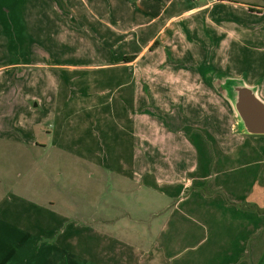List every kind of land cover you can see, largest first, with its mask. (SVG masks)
I'll return each instance as SVG.
<instances>
[{
  "label": "crops",
  "instance_id": "1",
  "mask_svg": "<svg viewBox=\"0 0 264 264\" xmlns=\"http://www.w3.org/2000/svg\"><path fill=\"white\" fill-rule=\"evenodd\" d=\"M59 1L61 10L56 0H35V4L82 20L86 9L77 0ZM93 1L98 6L97 13H89L97 21L93 28L108 55L104 58L113 60H105L100 67L123 69L115 70L116 84L119 89L128 88V103L121 104L122 111L135 120L138 117L132 132L163 152L155 169L151 155L139 157L133 142L132 156L126 162L113 157L114 165L127 166L128 180L172 200L173 205L150 249L134 241L132 227L117 225L110 231L92 220L84 225L67 220L62 224L67 223L66 229L72 225L71 234L51 239L63 246L53 250L62 253L40 259L45 264H264V237L257 239L264 232L263 216L249 214L247 206L250 187L256 182L257 187L264 185V142H259L263 146L249 163L244 139L264 135L240 129L225 89L226 80L240 79L257 88L264 99V56L242 54V48L264 52V46L247 42L262 36L264 11L240 0ZM13 2L11 16L18 19V4L24 0ZM76 7L82 9L78 14ZM4 14L0 5V15ZM5 24L9 33L6 20ZM13 33L17 35L18 29ZM153 134L158 136L154 140ZM103 161L99 158L102 165ZM250 164L255 165L251 173ZM193 186L212 192L207 195L197 189L189 195ZM194 196L204 200H189ZM61 228L65 227L57 229ZM43 244L34 243L37 250ZM201 246H206L203 251ZM9 257H15L11 264L31 261L7 253L2 264Z\"/></svg>",
  "mask_w": 264,
  "mask_h": 264
},
{
  "label": "rangeland",
  "instance_id": "2",
  "mask_svg": "<svg viewBox=\"0 0 264 264\" xmlns=\"http://www.w3.org/2000/svg\"><path fill=\"white\" fill-rule=\"evenodd\" d=\"M3 1L6 0H0L5 13V17L0 15V264L7 253L30 257L25 264H45L42 256L62 253L53 250L63 246L51 239L71 234L72 225L66 229L67 223L62 224L67 220H78L82 225L92 220L110 231L117 225L132 227L134 241L150 249L157 242L162 222L169 217L173 201L128 180L127 166H115L114 158L126 162L132 156L134 142L136 154L142 158L150 154L157 169L163 152L149 139L132 132L133 120L137 122L138 117L135 120L122 111L121 104L128 103V88L119 89L116 84L115 70L123 69L100 67L105 60H113L104 58L108 55L93 28L97 21L89 13L98 12L96 2L77 0L86 9L80 20L66 13L57 14L48 5H36L35 0L18 4L16 19L11 16V6L16 7V3L10 0L5 5L8 3ZM56 1V8L63 9V3ZM240 1L264 11V0ZM79 11L82 9L76 7L77 14ZM262 19L264 22V15ZM17 29L19 37L13 33ZM247 42L264 46V28L261 37H250ZM255 52L264 56V52L242 48V54L249 57ZM35 102L39 106L34 107ZM152 137L154 140L158 136ZM244 139L246 161L253 163L264 137ZM254 166H248L249 173ZM256 183L247 197L248 211L262 214L264 221V185L260 188ZM194 187L189 195L197 189L207 195L212 192L207 187ZM193 198L197 199L195 203L204 200L195 196L189 200ZM254 204L261 208H252ZM55 225L65 228L57 229ZM37 240L39 244L44 242L38 250L34 245ZM33 254L36 255L31 258ZM14 260L9 257L6 264Z\"/></svg>",
  "mask_w": 264,
  "mask_h": 264
},
{
  "label": "water",
  "instance_id": "3",
  "mask_svg": "<svg viewBox=\"0 0 264 264\" xmlns=\"http://www.w3.org/2000/svg\"><path fill=\"white\" fill-rule=\"evenodd\" d=\"M225 89L237 113L240 129L247 134L264 135V99L257 88L240 79H228Z\"/></svg>",
  "mask_w": 264,
  "mask_h": 264
},
{
  "label": "trees",
  "instance_id": "4",
  "mask_svg": "<svg viewBox=\"0 0 264 264\" xmlns=\"http://www.w3.org/2000/svg\"><path fill=\"white\" fill-rule=\"evenodd\" d=\"M256 206H254V208H255ZM256 209H258L257 207H256ZM261 211H264V209L262 208V210ZM264 237V232L262 233V234H260L258 237H257V239L259 240V239H261V238H263ZM255 240H256V238H255ZM253 244H254V241H253V243H251V247H253Z\"/></svg>",
  "mask_w": 264,
  "mask_h": 264
}]
</instances>
